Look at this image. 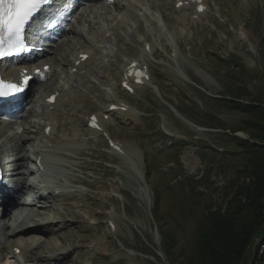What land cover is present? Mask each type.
<instances>
[{"label": "rangeland", "instance_id": "374dc122", "mask_svg": "<svg viewBox=\"0 0 264 264\" xmlns=\"http://www.w3.org/2000/svg\"><path fill=\"white\" fill-rule=\"evenodd\" d=\"M120 1L106 0V7L99 4L86 24L78 27V35L65 38L70 43L50 53L57 61L54 77L31 95L40 105L44 97L59 91L63 99L55 116L41 120L42 116L34 115L23 133L22 152L10 124L0 139V148L12 157L24 152L30 158L35 148L54 147L48 150L55 151L57 160L65 165L68 183L78 181L85 186L80 193L71 194L76 186L63 192L76 201L70 215L59 202L43 200V196L34 207L42 214L24 223L41 226L65 218L66 226H42L53 230L48 235L54 234L41 238V246L34 252L46 257L47 248L54 245L52 249L62 255L52 264H185L195 247L203 212L209 208H223L224 212L235 191L255 180L254 165L248 162L245 150L235 148L226 137L242 130L250 116L230 109L218 98L236 97V92L245 102L264 103V0H205L210 11L199 20L192 19L193 6L177 13L174 0H150L128 15L114 9ZM160 16L164 19L161 28L156 24L162 23ZM109 29L113 30L110 38L106 37ZM145 42L156 46L158 64L148 62L153 82L166 99L182 109L187 122L150 90L139 88L131 96L120 88L126 62L143 56ZM176 43L180 47L177 62L197 87L171 70V45ZM83 50L89 52L91 62L75 79H68L69 58ZM122 100L134 111L110 114L105 122L108 130L101 126L141 156L142 174L129 161L113 155L102 135L87 131L89 114L101 115L110 102ZM53 120V138L70 141L72 146L58 148L54 140L49 143L43 137L44 126ZM163 130L166 137L160 135ZM64 153L70 161L61 158ZM90 159L104 163L105 168ZM241 198L245 202V196ZM152 210L158 218L154 219ZM109 221L116 230L108 227ZM12 222L9 224L15 226ZM12 243L9 240L6 245ZM169 245L171 254L166 257L162 252ZM252 260L253 255L248 254L245 264ZM258 264H264V258Z\"/></svg>", "mask_w": 264, "mask_h": 264}, {"label": "trees", "instance_id": "16d2710c", "mask_svg": "<svg viewBox=\"0 0 264 264\" xmlns=\"http://www.w3.org/2000/svg\"><path fill=\"white\" fill-rule=\"evenodd\" d=\"M240 69L247 73L244 66ZM223 96L221 101L230 109L250 116L244 121V128L238 130L248 135L249 141L226 135L236 147L245 150L248 162L252 164L254 182L240 187L226 203L224 212L219 208L207 209L198 222L195 247L185 264H245L252 245L262 234L264 227V103ZM243 98V96H242ZM237 130L231 132L235 134ZM242 196H245L243 202ZM154 219L157 212L152 210ZM172 247H164L167 257ZM154 258L159 259L153 254Z\"/></svg>", "mask_w": 264, "mask_h": 264}, {"label": "bare ground", "instance_id": "6f19581e", "mask_svg": "<svg viewBox=\"0 0 264 264\" xmlns=\"http://www.w3.org/2000/svg\"><path fill=\"white\" fill-rule=\"evenodd\" d=\"M186 1H188V0H186ZM186 1H183L184 3L186 2ZM121 2V1H120ZM119 3V2H118ZM176 3H177V1H176ZM176 3H175V5H176ZM88 5V4H87ZM185 5V4H184ZM118 10H122V11H124V12H127L128 10H129V8H128V6L127 5H124V4H121V6L118 8ZM196 13V12H195ZM198 15V14H197ZM161 21V20H160ZM166 21V20H165ZM80 53H82V54H86L87 52H80ZM79 53V54H80ZM155 53V47L154 46H151V49H150V55H152V54H154ZM56 58V57H55ZM39 60H40V64H41V68H42V66H44V65H50V61H51V59L50 58H48V56L47 55H43L42 57H40L39 58ZM178 60V59H177ZM131 62H128L127 64H126V66H128L129 64H130ZM138 63H140L139 61H138ZM178 63V62H177ZM181 65V64H180ZM165 66V65H164ZM40 67V66H39ZM71 67V66H70ZM72 68V67H71ZM172 72H176V74L178 75V76H181L180 75V73H178L177 72V70L175 69V67L172 65ZM183 71V70H182ZM182 77V76H181ZM42 77L40 76V75H38V76H36V79L37 80H39V79H41ZM36 80V81H37ZM145 87H147V85H144ZM134 87V86H133ZM58 104V100H57V103L54 105V106H56ZM44 108L46 109V108H49V106H50V104L49 103H44ZM64 113V112H63ZM67 113V112H66ZM53 115H54V113H53ZM53 115H52V117H53ZM64 115V114H63ZM55 116V115H54ZM51 117V118H52ZM53 119V118H52ZM54 121V120H53ZM19 122V123H18ZM15 125H13L14 126V128H15V130L16 129H18V128H21V121H15V123H14ZM100 124L102 125L103 124V121H101V119H100ZM54 125H56V124H54ZM47 126H50V125H47ZM47 126H45V128L47 127ZM2 128H3V126H2ZM10 129H12V128H10ZM9 130V129H8ZM53 131V130H52ZM88 131L91 133V134H97L95 131H92V130H90V129H88ZM74 132V131H73ZM17 135H18V133H17ZM45 135V134H44ZM240 135H245V134H242V133H240ZM49 136H51V134L49 135ZM56 139V138H55ZM23 141V137H21L20 135H18L17 136V142L20 144L21 142ZM57 143L61 146V147H70V146H72V143H70V142H63V141H60V139L59 140H57ZM119 145V144H118ZM120 146V145H119ZM18 147V146H17ZM50 148H54V147H49V149ZM56 148V147H55ZM125 149H127V145L125 144V145H122V150H124L125 151V156H126V154L128 155V157L129 158H131L132 157V155H131V152H128V151H126ZM52 150V149H51ZM51 150H49V151H51ZM57 150H58V148H57ZM35 152H36V150H35ZM41 153V152H40ZM39 152H37V154H36V157L38 158L39 156H42L41 154H40ZM64 154H66V153H64ZM62 155V157L61 158H64L65 159V161L66 160H68V161H70L71 160V157L70 156H68V154H66V155ZM61 156V155H60ZM122 156H124V155H122ZM124 156V157H125ZM23 160H24V156H19V158L17 159V161H16V164H17V167H21V165H22V163H23ZM34 165H35V163H34ZM47 191H48V189H46ZM70 194V193H69ZM48 195H50V197L51 198H53L54 200L55 199H58V202H60L61 204V206H63L64 207V209L67 211L66 213H69V215H70V212H71V210H72V206L75 204V200L74 199H68V198H64V195H60V196H57L56 194H55V192L53 191V192H49V194ZM44 197H45V194L43 195ZM43 196L41 197V198H38L39 200L40 199H43ZM45 198H47V197H45ZM8 203V204H7ZM5 204H7V205H5ZM4 204V206H3V213H2V216H1V219H3L4 220V218H6L7 216H8V214H9V216H10V218L12 219V221L14 222V223H16L17 222V220H18V217H17V208H15V209H12V210H9L8 211V206H9V204H14V202L11 200V199H9L6 203ZM40 214H42V212H36L35 213V215L34 216H39ZM57 224H59V225H64V226H66V221H65V218L63 217H61L58 221H57ZM53 230L51 229V228H49V227H42V226H34V227H31L30 225L27 227V226H22V225H20V226H17L16 227V229L15 230H13L12 231V233H11V235L9 236V235H6V234H4L3 235V237H2V240H3V243H1V241H0V263L3 261V260H6V262H8L9 263V259H10V257H9V254H11V255H13V254H15V250L16 249H21L20 247H18L19 245L18 244H13V245H10V246H7L6 245V242L8 241V239H10V238H15L16 240H18L19 239V237H23L24 239H21L22 241L19 243L20 244V246H22L23 247V244L24 243H27L28 241H30L29 242V244H30V249H34L35 248V246H37V245H39V244H37L38 243V240H36V238H38V237H43L44 235V237H46L47 235H48V233H51ZM5 240V241H4ZM5 242V243H4ZM44 244V243H43ZM48 244V243H47ZM38 247V246H37ZM40 247V246H39ZM48 247V246H47ZM55 246L54 245H52V244H50L49 245V247L47 248V250H48V263L47 264H51L53 261H56V260H59L60 259V256L59 255H54V254H57V251H54L52 248H54ZM255 252H263L264 251V242L262 243V242H259L255 247ZM253 248V249H254ZM41 249V248H40ZM22 251V254L25 252L23 249L21 250ZM35 254V253H34ZM42 255V254H41ZM37 256H39V255H37ZM26 258V260H31L32 262H34V261H37V262H41V263H46L42 258H32V257H25ZM46 258V257H45ZM251 264H254V263H251Z\"/></svg>", "mask_w": 264, "mask_h": 264}, {"label": "snow or ice", "instance_id": "6c2138e0", "mask_svg": "<svg viewBox=\"0 0 264 264\" xmlns=\"http://www.w3.org/2000/svg\"><path fill=\"white\" fill-rule=\"evenodd\" d=\"M46 2L47 0H0V55L22 47L25 25ZM6 88H15V85L0 82V96L9 94L5 91Z\"/></svg>", "mask_w": 264, "mask_h": 264}, {"label": "built area", "instance_id": "2783aa9c", "mask_svg": "<svg viewBox=\"0 0 264 264\" xmlns=\"http://www.w3.org/2000/svg\"><path fill=\"white\" fill-rule=\"evenodd\" d=\"M253 253L255 257L262 258L264 256V251L263 252H255V248L253 249Z\"/></svg>", "mask_w": 264, "mask_h": 264}, {"label": "water", "instance_id": "95a60500", "mask_svg": "<svg viewBox=\"0 0 264 264\" xmlns=\"http://www.w3.org/2000/svg\"><path fill=\"white\" fill-rule=\"evenodd\" d=\"M237 137L241 138V139H244V140H248L247 136H243V135H240V133H237L235 134Z\"/></svg>", "mask_w": 264, "mask_h": 264}]
</instances>
